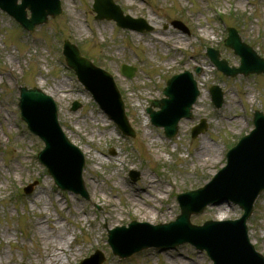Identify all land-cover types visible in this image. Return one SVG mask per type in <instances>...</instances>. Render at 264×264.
Listing matches in <instances>:
<instances>
[{
  "label": "rangeland",
  "instance_id": "1",
  "mask_svg": "<svg viewBox=\"0 0 264 264\" xmlns=\"http://www.w3.org/2000/svg\"><path fill=\"white\" fill-rule=\"evenodd\" d=\"M93 2L62 0L63 14L33 33L0 11V264H50L43 233H53V226L67 240L65 253H57L58 264H78L97 249L105 255L102 264H213L205 251L189 243L166 250L150 248L125 259L115 256L106 227L140 220L126 216L122 222H111L106 218L110 212L106 198L123 206V185L134 191L145 176L156 177L168 189L165 199L176 203L177 215V193L203 186L226 164L229 147L254 127V111H264V76L227 77L211 64L206 48L218 49L230 65L238 66L240 56L224 43L231 25L264 56V0H116L126 14L142 17L153 26L147 33L97 20ZM175 21H181L188 32ZM156 36L168 37L170 42L157 43L152 40ZM64 39L77 43L95 64L114 75L135 129L134 138L119 132L66 66L61 55ZM123 63L137 67L133 79L122 75ZM194 65L204 71L196 76L201 94L192 118H183L178 135L170 139L150 121L147 107L153 99L164 97L162 90L169 77L193 70ZM18 85L41 87L57 101L62 127L86 154L83 178L89 199L59 189L40 163L37 153L44 143L20 119ZM212 85L224 92L220 108L213 105ZM74 102L80 103L78 110H72ZM202 118L208 129L192 138L191 129ZM152 139L156 140L153 144ZM205 140L218 149L212 166L194 156ZM130 170L140 173L135 182L129 177ZM34 181L38 185L33 193L25 194L23 188ZM241 210L228 202L211 204L193 214L191 221L230 220L240 217ZM248 225L252 242L264 252V192ZM179 248L183 257L178 262L165 253Z\"/></svg>",
  "mask_w": 264,
  "mask_h": 264
},
{
  "label": "water",
  "instance_id": "2",
  "mask_svg": "<svg viewBox=\"0 0 264 264\" xmlns=\"http://www.w3.org/2000/svg\"><path fill=\"white\" fill-rule=\"evenodd\" d=\"M96 1L95 9L99 13L98 17L113 18L123 27L151 30V27L147 26L143 20H132L129 16L124 17L120 8L112 0ZM0 7L8 11L29 30H33L36 24L46 22L48 15L56 16L62 11L60 0H22V3H18V0H0ZM27 9H30L32 12V17L29 19L26 15ZM234 32L231 29V36L227 39V44L233 46L236 52L241 54L242 65L239 68H229L227 63L220 62L218 55L212 51L209 52V56L227 74L264 73V58H260L251 47L243 44L237 36L233 35ZM79 53L75 45L66 41L65 54L69 63L68 65L82 72L80 78L86 88L91 90L96 99L103 103L110 111H112V107H109L104 99H113L115 110L112 114H114L116 120L126 133H131L130 126L127 124V118L123 114V102L113 78L109 73L97 68ZM132 71L126 65L123 66V72L129 76L133 75ZM198 72H200V69ZM186 75L191 80V76L189 74ZM179 78L180 75L174 76L169 81V86L164 90L168 98L162 101H154V104L160 106L161 110L153 112L149 108L153 122L156 125L164 126L169 136L176 134L177 123L181 117L191 116L192 104L195 102L196 95L198 94L195 86L196 83L192 81L191 95L188 98H178L180 94H186L189 89L188 86L182 85L181 82L178 83ZM103 84L105 85L102 87ZM19 88L21 91L20 104L23 109L24 118L35 132L44 137L47 143V147L41 153V159L49 165V170L54 174V179L57 180L61 187L74 190L88 197L82 178L83 166H85L84 157H82L83 153L78 147L70 144L69 139L62 132L61 127H59L54 101L39 88ZM213 94L217 104L221 105L220 90L218 88L213 89ZM255 121L257 123V130L252 132L250 137H245L236 148L231 149L228 165L220 170L214 182L209 184L205 189L187 192L182 196L183 198L180 197L182 214L176 222L169 223L168 225L152 226L149 223L145 225L150 228H156L158 231L171 232L172 234L176 230V227L180 228L183 231L182 236H184V233L190 235L184 238L173 236L177 240L176 242L181 243L189 239L194 243H207L216 264H263L262 257L253 252L252 245H249L247 240L239 233V231L242 234L245 233V230L240 229L243 222L238 224V229H232L231 231H223L224 229H221L219 234L214 235V233H209L212 231L208 230L210 222L201 227L190 224L189 221L190 213L202 211L209 202L222 200H232L244 207L246 212L243 220H246L251 214L256 197L264 189V114L259 111L256 112ZM201 127V125L196 127L194 133L197 134L202 131L203 128L201 129ZM212 189L216 191L214 195L201 202H197L196 199L200 194ZM117 231V228L110 231V241L114 251L121 255H128L129 253H122L120 246L116 243L115 236L113 235ZM157 244L147 242L133 251Z\"/></svg>",
  "mask_w": 264,
  "mask_h": 264
},
{
  "label": "bare ground",
  "instance_id": "3",
  "mask_svg": "<svg viewBox=\"0 0 264 264\" xmlns=\"http://www.w3.org/2000/svg\"><path fill=\"white\" fill-rule=\"evenodd\" d=\"M152 40L162 44L170 42L168 37L165 38L160 36L153 37ZM179 44L180 42L177 41L176 45L179 46ZM69 90H71V88ZM151 135V133H148L149 137ZM155 141V139H152V144ZM217 151L218 149L215 148V146L212 145L209 140H205L202 145L195 150L194 156L203 165L212 166L216 162L215 156ZM155 179L156 177L147 178L145 176L142 186L137 187L134 191L127 190L126 186L123 185V206L118 205L116 201L107 197L106 200L109 203L110 212L106 218L111 222H122L125 220L126 216H137L139 220H145L152 224H156L157 222L168 223L169 221H173L176 217V203L174 205L173 201L170 199H165L164 193H166L168 189L167 187L164 188L162 185H160L159 183L161 182H157ZM158 192L161 193L158 194ZM221 209L224 210L225 213L228 212V209L223 207ZM48 221L51 224H54L53 220L49 219ZM52 230H54L53 233L45 231L43 233V237L45 244L48 245L50 249V251L47 252V258L49 260L48 262L50 264H58L57 261L59 260V256L57 253L59 250L65 253V243H67V240L65 235L60 230L57 231L58 229L55 226H53ZM165 253H167L170 256V259L174 260L175 262H178L181 256L183 257L181 248L169 250ZM168 262L169 264H172L171 261Z\"/></svg>",
  "mask_w": 264,
  "mask_h": 264
}]
</instances>
